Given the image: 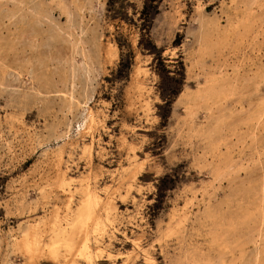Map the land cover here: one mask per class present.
Listing matches in <instances>:
<instances>
[{"label": "rangeland", "instance_id": "obj_1", "mask_svg": "<svg viewBox=\"0 0 264 264\" xmlns=\"http://www.w3.org/2000/svg\"><path fill=\"white\" fill-rule=\"evenodd\" d=\"M108 1L0 0V264H72L48 229L87 186L93 264H264V0H162L147 30L144 0ZM247 8L250 35L198 52Z\"/></svg>", "mask_w": 264, "mask_h": 264}, {"label": "bare ground", "instance_id": "obj_2", "mask_svg": "<svg viewBox=\"0 0 264 264\" xmlns=\"http://www.w3.org/2000/svg\"><path fill=\"white\" fill-rule=\"evenodd\" d=\"M248 1V0H247ZM252 1V0H251ZM255 1V0H254ZM253 1V2H254ZM244 2H245V0H244ZM258 2V1H257ZM240 3H242V2H240ZM249 3V2H248ZM256 5V4H255ZM261 5V4H260ZM248 6V5H247ZM238 7V6H237ZM240 7V6H239ZM238 7V8H239ZM240 8H242V6L240 7ZM259 9V8H258ZM254 10V9H253ZM253 10H251V8H247L246 10L245 9H243V12L242 13H236V14H234L233 16H230V18L228 19V23H227V26L225 27V28H223V29H221L220 28V26L214 21V22H206V21H202L201 22V24H200V30H199V35H198V52L199 53H201L202 54V56H203V53L204 52H210L211 51V49H213L215 46H220V45H225V44H228V42H229V40H230V38H231V36L232 35H236V34H238V35H243V36H246L247 34H249V32L253 29V27H254V11ZM262 10H264V9H262ZM236 11V10H235ZM234 12V11H233ZM237 12V11H236ZM241 12V11H240ZM260 12H261V10H260ZM263 12V11H262ZM260 15V14H259ZM262 16V15H261ZM263 16H264V14H263ZM262 16V17H263ZM256 21V20H255ZM261 21V20H260ZM262 23V22H261ZM263 23H264V21H263ZM255 28H256V26H255ZM259 28V27H258ZM260 30H262V28L260 29ZM253 31H254V29H253ZM264 32V31H263ZM259 33H260V31H259ZM252 34V33H251ZM250 35V34H249ZM248 35V36H249ZM254 35V34H253ZM25 36V35H24ZM77 36V35H76ZM242 36V37H243ZM247 36V37H248ZM252 36V35H251ZM237 38V37H236ZM240 39V38H239ZM238 39V41L239 42H241L240 40ZM242 39V38H241ZM79 40V39H78ZM245 40V39H244ZM251 40V39H250ZM246 41H248V40H246ZM236 43H237V41H235ZM243 42V41H242ZM252 42H254V41H252ZM235 44V43H234ZM242 45V43H240V46ZM81 46V45H80ZM239 47V46H238ZM234 49H236V47L234 48ZM241 49V48H240ZM81 55V54H80ZM197 56V55H196ZM199 56H200V54H199ZM205 56V55H204ZM108 57V56H107ZM204 58V57H203ZM247 59V58H246ZM77 60V59H76ZM35 61H36V59H35ZM82 65V64H81ZM85 65V64H84ZM34 67V66H33ZM141 68V67H140ZM220 72V71H219ZM234 73H236L235 71H234ZM233 73V74H234ZM237 75H238V73H237ZM237 75L235 74V76H234V79H235V81H236V78H237ZM226 76V74L224 75V77ZM241 76V75H240ZM87 77V76H86ZM222 77V76H221ZM238 77H239V75H238ZM242 77V76H241ZM246 77H247V75H246ZM249 77V76H248ZM6 78H7V76H6ZM12 78V77H11ZM83 78V77H82ZM220 78V77H219ZM219 78L217 79V78H212V79H210V83L207 85V87H206V85H205V89L202 91V94L201 95H203V97L204 98H202V99H206L205 98V96H209L210 95V97H211V94L213 93V95L214 96H217V98H218V95L216 94L215 95V91L214 90H219V88L217 87V84L219 83V82H217V80L219 81ZM244 78V77H243ZM238 79V78H237ZM249 79V78H248ZM89 80V79H88ZM230 80H231V78L229 79V78H227L226 77V79L224 80V81H222V82H230ZM241 80V79H240ZM71 81V80H70ZM84 81V80H83ZM87 81V80H86ZM234 81V80H233ZM242 81H243V79H242ZM245 81H246V79H245ZM75 82V81H74ZM238 82V81H237ZM38 83V82H37ZM216 84V87L217 88H214V90H210V89H212V87H209V85L210 86H215V84ZM235 84H236V82H234ZM207 84V83H206ZM224 84V83H223ZM222 84V85H223ZM231 84V83H230ZM234 84V85H235ZM240 84V83H239ZM238 84V85H239ZM225 85V84H224ZM228 85V84H227ZM65 86V85H64ZM71 86V85H70ZM218 86H220V85H218ZM233 87V86H232ZM236 87V86H235ZM234 87V88H235ZM238 87V86H237ZM225 88H228V86H226ZM224 88V89H225ZM231 88V87H230ZM221 89V88H220ZM223 89V88H222ZM229 89V88H228ZM228 89H226V90H228ZM66 90V89H65ZM218 90H217V93H218ZM230 90H232V89H230ZM229 90V91H230ZM220 91V90H219ZM223 91H225V90H223ZM232 91H234V89L232 90ZM74 92V91H73ZM197 92H200V91H197ZM221 92H222V90H221ZM226 92V91H225ZM228 92V91H227ZM198 94V93H197ZM200 94V93H199ZM198 94V95H199ZM219 94V93H218ZM221 94V93H220ZM224 94V93H223ZM234 93L232 92V94L231 95H233ZM192 95V94H191ZM193 95H195V94H193ZM213 95H212V98H213ZM229 95H230V93H229ZM197 96V95H196ZM196 96H192V100H194L195 98H198V97H196ZM220 96V95H219ZM90 97V96H89ZM187 98H189V97H187ZM186 98V99H187ZM208 98V97H207ZM209 99V98H208ZM211 99V98H210ZM209 99V100H210ZM214 99V98H213ZM219 99H220V97H219ZM218 99V100H219ZM224 99V98H223ZM222 99V100H223ZM226 99V98H225ZM44 100V99H43ZM189 101H191L190 99H188ZM207 100V99H206ZM205 100V101H206ZM221 100V101H222ZM214 102H216L217 100H213ZM202 103H205L204 101H201ZM210 102V101H209ZM212 102V101H211ZM214 102H212L213 103V105H214ZM217 102H219V101H217ZM192 103V102H191ZM201 103V104H202ZM211 103V104H212ZM194 104V103H193ZM199 104H200V102H199ZM208 104H210V103H208ZM217 104V103H216ZM205 105V104H204ZM68 106V105H67ZM209 106V105H208ZM212 106V105H211ZM56 108V107H55ZM207 109V108H206ZM209 109V111H210V108H208ZM85 110V109H84ZM241 112H242V110H240ZM90 113V112H89ZM88 113V114H89ZM91 114V113H90ZM262 114V113H261ZM13 115V114H12ZM89 116V115H88ZM91 116V115H90ZM68 119V118H67ZM88 119H90V118H88ZM72 121V120H71ZM150 122V121H149ZM88 125V124H87ZM86 125V126H87ZM70 131V130H69ZM68 142V141H67ZM220 143H221V141H219ZM216 143H217V141H216ZM218 145H219V143H217ZM221 145V144H220ZM89 146V145H88ZM217 146V145H216ZM85 147H86V145H85ZM216 149V148H215ZM86 150V149H85ZM211 150H212V148H211ZM210 150V152H213V150L211 151ZM90 151V150H89ZM84 152V151H83ZM216 152V151H215ZM89 153V152H88ZM210 154H212L213 156H214V154L213 153H210ZM59 155V154H58ZM217 155H219V154H217ZM212 156V157H213ZM220 156H222V155H220ZM223 157V156H222ZM222 157H219V158H222ZM60 158V157H59ZM218 158V157H217ZM216 158V159H217ZM224 158V157H223ZM215 159V160H216ZM218 160V159H217ZM220 161V160H219ZM222 161H223V159H222ZM218 162V161H217ZM216 162V163H217ZM223 163V162H222ZM226 163V162H225ZM224 165V164H223ZM222 165V166H223ZM214 166H216V165H214ZM219 166V165H218ZM227 166V165H226ZM216 169H217V167H216ZM216 169H214V172H216L217 170ZM228 169V168H227ZM216 170V171H215ZM221 170H223V169H221ZM220 170V171H221ZM222 172V171H221ZM224 172V171H223ZM217 173H218V171H217ZM224 174V173H223ZM222 173H221V175H223ZM218 174H216V176H217ZM220 175V174H219ZM88 187V186H87ZM87 187H80V189H78V190H80L81 192H79V193H81V199H79V203L78 204H75V206L76 205H78V212L75 214V217H74V220L73 221H71V222H69V224H68V227H64V226H57V224L56 223H54L53 224V226H51L49 229H48V232H49V234H50V238H51V240H52V242H51V244H50V247H51V245H52V247H53V245H55L56 243H61V244H63L65 247H66V249H67V251L69 252V253H71L72 251L74 252H72L71 254L72 255H74V257L76 256V255H81V256H84L85 257V259L87 260V263L89 264H93L92 263V254L90 253V250H89V234H88V230H87V228L89 227H87V221L88 220H92V218H93V216L95 215V209L94 208H96V206H98V204L100 203L99 202V200H98V198H97V196H94V195H92V194H90V192L87 190ZM42 187L41 188H38V190H39V194L41 195V196H43L44 194H43V192H42ZM76 189L77 188H75V191H76ZM43 191H44V189H43ZM79 197H80V195H79ZM98 208V207H97ZM96 208V209H97ZM76 209V208H75ZM206 210V209H205ZM97 211V210H96ZM99 211V210H98ZM97 214H98V212H97ZM100 217H101V215H99ZM98 217V216H97ZM96 219V218H95ZM66 220V219H65ZM70 220V219H69ZM88 221V222H91V223H93V220L92 221ZM99 221V220H98ZM98 221H96L95 222V224L98 222ZM45 222H47V221H45V219L43 218V217H41V218H38L37 220L35 219L32 223H29V224H27V226L26 227H24L23 228V226H20V231H19V233L21 232V239L19 240V242H20V244L22 245V246H24V248L28 251V252H30V253H28L29 255L30 254H32L33 253V255L35 254V257H37V254H39L40 253V249H42L41 248V237L43 236V232L45 231H43V229L45 228V225H47V224H45ZM61 223V222H60ZM65 223V222H64ZM45 224V225H44ZM90 224V223H89ZM98 224V223H97ZM177 224V223H176ZM42 225H44V228H42ZM183 225V224H182ZM49 226V225H48ZM92 226V225H91ZM93 228H91V230H92ZM173 229V228H172ZM171 229V230H172ZM47 230V229H46ZM90 230V232L92 233V231ZM170 230V229H169ZM168 230V231H169ZM170 230V231H171ZM97 231V230H96ZM99 231V230H98ZM97 231V232H98ZM169 231V232H170ZM173 231H175V230H173ZM96 233V232H95ZM171 233H173V232H171ZM254 233V232H253ZM94 234V233H93ZM93 234H92V236H93ZM76 236H78V239L76 240ZM30 238V240H29V238ZM28 238V239H27ZM92 237H90V239H91ZM216 240L214 241V244H215V246L217 247V245H219V243L221 242L219 239H217V238H215ZM249 239V238H248ZM76 240V241H75ZM94 241V240H93ZM220 241V242H219ZM17 242V241H16ZM19 242L17 243V244H19ZM77 242V243H76ZM59 243V244H60ZM95 243V242H94ZM93 243V244H94ZM58 244V245H59ZM96 244V243H95ZM214 244H213V246H214ZM48 245V244H47ZM46 245V246H47ZM221 245V244H220ZM46 246H44V247H46ZM49 246V245H48ZM225 245H223L222 247H224ZM239 246V245H238ZM60 247H61V245H60ZM220 247V246H219ZM224 248H226V247H224ZM223 248V249H224ZM46 249H49V248H47L46 247ZM59 249V248H58ZM63 249H64V247H63ZM98 249V248H97ZM218 249V248H217ZM223 249H222V251H223ZM51 250V255H53L54 257H56V254H57V252L55 251L56 249H54V248H51L50 249ZM220 250V249H219ZM25 251V250H24ZM47 252L49 251V250H46ZM52 251H55L56 252V254H55V252H52ZM98 251H99V249H98ZM60 252V251H59ZM220 252V251H219ZM229 252V251H228ZM49 253V252H48ZM61 254H63V253H61ZM66 254V253H65ZM71 254H70V256L69 257H71L69 260H71V263L72 264H75L76 262H75V258H73L72 256H71ZM95 254V253H94ZM59 255V254H58ZM57 255V256H58ZM39 256V255H38ZM48 256H49V254H48ZM66 256H68V254L67 255H65V257L64 258H66ZM30 257V256H29ZM34 257V256H33ZM62 257V256H61ZM77 257V256H76ZM94 257H95V255H94ZM99 257V256H98ZM83 258V257H82ZM36 259V258H35ZM53 259V258H52ZM60 259V258H59ZM84 259V258H83ZM84 259V260H85ZM217 259H218V256H217ZM221 259V258H220ZM219 259V260H220ZM99 260H101V259H99ZM68 261V260H67ZM153 261V260H152ZM32 262H33V260H32ZM69 262V261H68ZM98 262V261H97ZM219 263H221L220 261H218ZM60 263V262H59ZM216 262H214V264H215ZM67 264V263H66ZM211 264V263H210ZM218 264V263H217Z\"/></svg>", "mask_w": 264, "mask_h": 264}, {"label": "trees", "instance_id": "obj_3", "mask_svg": "<svg viewBox=\"0 0 264 264\" xmlns=\"http://www.w3.org/2000/svg\"><path fill=\"white\" fill-rule=\"evenodd\" d=\"M115 0H109L108 3L111 5ZM162 0H144L143 7L140 11V18L142 19L143 29L149 28L151 19L158 13L159 4Z\"/></svg>", "mask_w": 264, "mask_h": 264}]
</instances>
